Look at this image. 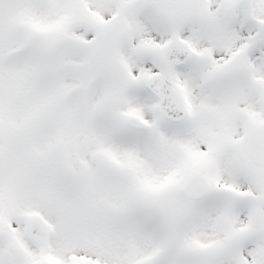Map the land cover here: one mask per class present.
<instances>
[{
  "label": "snow or ice",
  "instance_id": "6c2138e0",
  "mask_svg": "<svg viewBox=\"0 0 264 264\" xmlns=\"http://www.w3.org/2000/svg\"><path fill=\"white\" fill-rule=\"evenodd\" d=\"M0 264H264V0H0Z\"/></svg>",
  "mask_w": 264,
  "mask_h": 264
}]
</instances>
